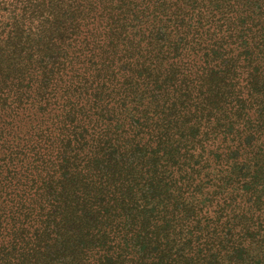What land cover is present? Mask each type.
<instances>
[{
  "label": "trees",
  "instance_id": "obj_1",
  "mask_svg": "<svg viewBox=\"0 0 264 264\" xmlns=\"http://www.w3.org/2000/svg\"><path fill=\"white\" fill-rule=\"evenodd\" d=\"M0 264H264V0H0Z\"/></svg>",
  "mask_w": 264,
  "mask_h": 264
}]
</instances>
